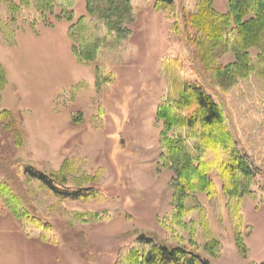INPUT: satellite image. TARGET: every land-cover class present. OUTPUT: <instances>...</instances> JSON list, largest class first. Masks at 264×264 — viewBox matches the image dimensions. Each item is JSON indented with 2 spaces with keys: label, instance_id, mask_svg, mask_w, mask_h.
Masks as SVG:
<instances>
[{
  "label": "rangeland",
  "instance_id": "obj_1",
  "mask_svg": "<svg viewBox=\"0 0 264 264\" xmlns=\"http://www.w3.org/2000/svg\"><path fill=\"white\" fill-rule=\"evenodd\" d=\"M154 3L141 2L129 40L89 63L73 51L71 23L51 14L33 26V16L25 11L17 43L9 47L0 41V62L9 81L0 93V182L19 197L30 217L43 223L18 217L0 197V264H115L117 252L140 233L169 245L182 239L195 243L194 248L203 245L199 230L190 241L188 231L170 229L175 176L160 161L163 122L156 111L167 89L160 62L178 38L172 31L174 12ZM214 4L227 12L228 0ZM75 10L76 19L87 15L86 0H77ZM234 60L230 52L221 63ZM185 67L202 71L199 64ZM206 87L227 110V94ZM251 162L258 173L252 186L257 198L248 197L243 210L246 253L237 245L220 180L215 179L217 208L205 192L190 201L208 209L220 242L217 256L201 251L211 264L264 261V170L255 159ZM30 166L51 175L60 187H96L105 196L60 199L29 176Z\"/></svg>",
  "mask_w": 264,
  "mask_h": 264
},
{
  "label": "trees",
  "instance_id": "obj_2",
  "mask_svg": "<svg viewBox=\"0 0 264 264\" xmlns=\"http://www.w3.org/2000/svg\"><path fill=\"white\" fill-rule=\"evenodd\" d=\"M141 2L86 0L87 15L76 19L77 0H0V41L9 47L17 43L20 18L25 11L33 16V26L38 18L51 14L71 23L73 51L81 62L89 63L130 39V26L142 10ZM177 2L154 3L159 10L174 12L172 31L178 38L160 62L167 83L166 95L156 111L163 122L160 161L175 176L170 229L188 231L190 241H194L199 230L205 241L195 248V243L188 244L184 239V243L169 245L140 233L117 252L115 264H211L202 252L219 255L220 242L213 235L208 209L190 201L196 193L205 192L210 204L217 208L221 202L215 179L221 181L237 245L241 252H247L242 236L246 227L243 210L248 197L257 198L252 186L258 173L251 159L264 170V0H228L226 13L216 9L214 0ZM252 50H257V54L253 55ZM230 52L235 60L223 65L221 60ZM185 63L199 64L202 71L189 69ZM96 70L99 74L101 69L96 66ZM8 82V73L0 62V93L7 89ZM206 86L227 94V110ZM27 173L60 199L93 200L105 196L96 187H60L51 175L31 166ZM0 197L15 215L30 217L19 197L3 182ZM30 218L43 224L39 217ZM41 237L49 238L48 233Z\"/></svg>",
  "mask_w": 264,
  "mask_h": 264
}]
</instances>
